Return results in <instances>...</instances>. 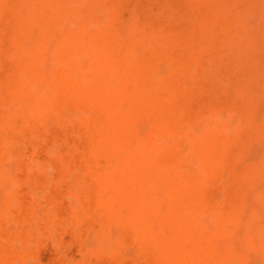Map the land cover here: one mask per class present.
Segmentation results:
<instances>
[{"label":"rangeland","instance_id":"1","mask_svg":"<svg viewBox=\"0 0 264 264\" xmlns=\"http://www.w3.org/2000/svg\"><path fill=\"white\" fill-rule=\"evenodd\" d=\"M0 1L9 6L15 0ZM16 1V10H18L22 4L20 1L25 0ZM30 1L26 2L27 5L23 3L22 7L26 5L27 7H24L27 10L28 8L32 10L30 8L34 6L36 13L30 11L31 16L26 17L25 15L29 14L28 10L19 17L16 12L18 22L15 19L8 25V28L10 27L8 31L15 37H13L15 45L7 52L3 51L4 54L6 53L4 56L3 52H0L2 63L4 57L9 54H12L10 59H17L15 69L8 73L11 76L2 77L4 64L0 70V115L7 120L12 118L13 120L9 122L16 123L21 129L29 125L32 130L31 135L37 136L36 139L31 136L32 142L38 143V147L34 146L36 147L34 149L37 151L39 147H43L47 149L46 155L51 153V151L48 153L50 145L52 149L55 147L58 150L60 145L56 142H61V147L65 143L56 136L50 138L48 135L45 138L46 143L43 142V138H39L35 127V117L38 115L44 121L46 128L48 123H51L49 127L52 129H62L63 126V129L71 128L67 131L70 137L72 135L70 132L73 131L72 123L75 124L74 122H79L81 119L84 121L80 123L86 126L90 122L95 123L92 146L89 152L83 154V158L94 173L104 176L106 185L100 188L93 181L95 185L91 188L92 182L89 183L91 189L87 186L86 189L89 190L85 191L90 193L96 191L101 201L108 202L113 211L123 209L124 213L128 212L124 215L120 211L126 218L132 214L128 206L132 202L138 204L136 217L153 207L151 229L160 243L164 245L169 243L173 248L167 254L168 262L165 264H193V262L194 264H225L226 261V264H234V260L229 257L231 255L232 258L235 255L236 263L239 261L240 264H264V0H74V3L72 0H38L39 2L36 0L38 4L35 0ZM64 1L68 5H64ZM60 9L67 14L60 13ZM36 15L38 21L35 19ZM62 15L68 17L63 16V18ZM86 16H89V19ZM25 18H28L29 25L25 20L23 25ZM32 20L37 22L34 23V27L31 24ZM82 23L84 28L87 25V30L81 29L82 26L78 28ZM51 26H55V29ZM31 27L35 28L34 33ZM48 27L53 30L50 35L46 33L52 31ZM43 29L45 30L42 33ZM29 30L31 34L33 33L32 36ZM31 37L33 40H30ZM59 37L60 39H57ZM48 38L52 40L51 43L55 40L56 43L53 45L57 48H53L51 43L52 49L47 46ZM27 39L29 41L25 42ZM46 46L51 51L47 52ZM66 48L70 51L64 53ZM19 50L20 54H18ZM52 50L55 52L53 53ZM17 54L20 55L21 60ZM46 54H50L51 62ZM77 55L81 57L78 58ZM56 56L59 58L57 59ZM61 56L76 58L70 61L73 60L77 65L76 72H81L87 67V70L81 72L83 75H80L87 81L83 79L80 82L75 81L77 75L75 72V74L70 73L68 64L64 66L68 68L65 69L69 73L66 72L62 78L56 77L54 71L57 69L54 68L58 66L59 61L61 62L63 58ZM94 59L97 61L94 62ZM42 62H45L46 66ZM61 65L60 67L63 66ZM90 70L92 73L87 72ZM91 78L92 81L99 80L97 83L101 87L95 84L90 89L94 84L88 81ZM12 81L13 83L10 84ZM83 82H86V87L83 86ZM1 83L10 94L2 89ZM104 83L107 87L110 85L112 87L109 90L113 97L110 93L111 99L106 98L109 102L103 97L105 90L108 89L107 87L104 89ZM39 85L40 87H37ZM38 88L42 92H38L40 91ZM3 90L5 92L2 93ZM48 90L51 95L47 94ZM87 90L93 91L87 92ZM108 93L109 91L105 96ZM69 96L71 100L68 99ZM40 98H47L41 106ZM51 104L53 112L63 110V113L58 114V120L57 116L55 118L53 112L49 111ZM11 106L13 110L9 109ZM83 110L85 114L86 110L87 114L91 113L87 117L84 115L86 120L81 114ZM69 111L76 113V120L72 123L74 117ZM61 118L64 121L66 119L65 123L68 122L66 128ZM48 119L51 120L46 123ZM4 133L15 144L17 138L7 132ZM4 133L3 139L7 147L10 146L8 149L19 152L21 146L19 148L10 145L11 140H8ZM86 133L91 134L88 126ZM73 134L72 137L83 138L81 135ZM55 137L57 139L53 142ZM86 137L88 134L84 136ZM18 141L21 142L19 139ZM57 144L59 147L56 146ZM24 146L28 157L22 158L20 155L21 158L32 159L28 146ZM122 150L124 151L121 152ZM53 152L52 156H48L50 159L58 153V151ZM35 157V162L32 161L31 164L35 168L44 166V170L40 167L39 172L42 171L46 176L52 172L53 167L48 163L50 159L45 162L44 159L47 160V157ZM11 159L12 157L9 160ZM36 159H41V162ZM1 165L4 167L3 163ZM47 165L52 167L49 172ZM13 168L11 170H14ZM81 169L82 172L75 173L76 179L73 177L74 173L71 175L72 180L70 177L69 180L68 176H59L60 180L55 181L58 178L55 169L52 172L54 175L47 177L51 184L56 185L66 194L67 186L72 185L74 190L77 186L80 187L82 181L79 180L80 184L77 182V175L81 178L83 168H79V171ZM30 185L34 187L31 182H28L26 187L35 198L31 202L30 211L38 206L41 209L40 201L37 199L46 188L35 186L31 187V190ZM4 187L8 188V186ZM5 190H0V193ZM47 191L48 189L46 193ZM47 194L43 195L46 197ZM67 194L65 197H68ZM86 194L89 197V192L84 195ZM4 196L0 194V198ZM69 196L70 199L65 198V202L68 204L74 202L80 206V202H75V197L79 198L78 193L75 192L74 197V194L72 196L69 192ZM76 207L73 205L72 209L75 210ZM78 209L77 212L81 216L82 209L81 211ZM36 211H32V215H35L34 218L37 220V213L40 211L38 210L37 213ZM43 211L41 214L44 216ZM93 215L92 218L96 222L102 223V220L100 222L96 219L99 215L102 219L101 212ZM247 218L249 221L254 218L252 221L254 223L250 221V224ZM244 219L248 221H245V225L254 224L248 225L252 227L249 231L243 224ZM110 225L111 233L116 235L118 232L113 231L116 230V225L113 226L114 229ZM239 225L242 227L238 228ZM243 225L246 227V229L244 227L246 233ZM236 229H242L247 237H243V233ZM95 233L96 231L94 232L96 236L98 232ZM92 234L93 232L90 238L93 240L89 238L88 241L93 242L86 245L88 247L96 245ZM234 234L236 235L233 236ZM240 236L243 237L242 241ZM229 238L230 241L227 240ZM106 243H110L107 238ZM125 243L124 247L122 245V251L125 252L123 256H127L122 257L124 262L130 260L132 264H138L135 247L129 242ZM219 247L226 253L220 252ZM221 258L224 261H219ZM139 259V264H142L141 260L144 259ZM144 262L148 264L146 260Z\"/></svg>","mask_w":264,"mask_h":264},{"label":"bare ground","instance_id":"2","mask_svg":"<svg viewBox=\"0 0 264 264\" xmlns=\"http://www.w3.org/2000/svg\"><path fill=\"white\" fill-rule=\"evenodd\" d=\"M20 1V0H19ZM27 1H30V0H25V1H20L22 4L23 3H26ZM66 1H69V0H66ZM74 0H72V2H73ZM31 2V1H30ZM37 2H39L38 0H37ZM36 2V0H35V3H37ZM20 3V4H21ZM53 3H54V1H53ZM74 3V2H73ZM22 4H21V6L19 7V11L21 12V13H19V11L18 10H16V7H17V1L15 0L13 3H10L9 4V6L7 5V4H5V3H3L2 1H0V52L2 51H4V52H7V50H11V48L15 45V41H14V36H13V34L10 32V31H8V29L10 28H8V25L11 23V22H13L15 19H16V12H17V14L18 15H20V14H26L25 12H28V10H29V8H28V10H27V3H26V5H23V7H22ZM30 3H28V5H29ZM38 4V3H37ZM37 4H36V6H37ZM44 4H46V3H44ZM51 4V3H50ZM63 4L64 5H68V3L66 2L65 3V1L63 2ZM52 5V4H51ZM95 5H96V3H95ZM24 6H26V7H24ZM102 6H103V4H102ZM45 7V6H44ZM67 7H69V6H67ZM26 8V10H24V9ZM56 8H58V5H57V7ZM60 8V7H59ZM70 8V7H69ZM82 8H84L83 6H82ZM98 8H100L99 6H98ZM30 9H32V10H29V14H26L25 16L27 17V16H31L30 15V11H32V13L34 14V12H35V9H34V6L33 7H31ZM34 9V10H33ZM48 9V8H47ZM55 9V8H54ZM61 9H64V8H62L61 7ZM59 10V12L60 13H66V12H64V11H62V10ZM97 9V8H96ZM38 10H39V6H38ZM72 10V9H71ZM75 9H73L72 11H74ZM25 11V12H24ZM45 11V10H44ZM51 11V10H50ZM89 11V10H88ZM94 11V10H93ZM24 12V13H23ZM39 12V11H38ZM46 12V11H45ZM52 12V11H51ZM86 12V11H85ZM90 12H92V11H90ZM94 12H96V11H94ZM36 13V12H35ZM67 14V13H66ZM70 15V13L68 14V16ZM72 15V14H71ZM75 15V14H74ZM87 15V14H86ZM96 15V14H95ZM37 16V15H36ZM41 17H42V15H40ZM68 17L67 15H62L61 17ZM19 17H21V15L19 16ZM63 17V18H64ZM70 17V16H69ZM87 18L89 17V16H86ZM104 17H105V15H104ZM103 17V18H104ZM18 18V17H17ZM36 18H38V16L37 17H35V19ZM44 18V17H43ZM42 18V19H43ZM28 18H25V19H23V21L25 20L26 21V23L29 25L30 24V22H28V20H27ZM71 19H73L72 20V22L74 21V18L72 17ZM70 18L68 19L67 18V20H71ZM81 19V18H80ZM84 19V18H83ZM89 19V18H88ZM21 20V19H20ZM29 20H31L30 19V17H29ZM37 21H38V19H36ZM55 20V19H54ZM15 21H17V19L15 20ZM25 21H24V23H23V25L25 24ZM33 21V20H32ZM42 21V20H41ZM44 21V20H43ZM92 21V20H91ZM102 21V20H101ZM106 21V20H105ZM18 22V21H17ZM47 22V21H46ZM49 22V21H48ZM51 22V21H50ZM104 22V21H103ZM34 23H37L36 21H33L31 24H32V27H34ZM42 23H44V22H42ZM27 24H26V26H27ZM56 24V23H55ZM61 24V23H60ZM68 24V23H67ZM71 24V23H70ZM83 24L84 23H82L80 26H78V28L80 29L81 28V26L83 27V28H81V29H85L86 27H87V25H86V27L84 28V26H83ZM39 25V24H38ZM44 25V24H43ZM50 25H51V23H50ZM53 25V24H52ZM56 25H59V24H56ZM69 25V24H68ZM71 26H72V24H71ZM91 26H93V25H91ZM97 27H98V25H96ZM31 27V31L33 30V33L36 31V30H34L33 28ZM36 27V26H35ZM52 27V26H51ZM51 27L49 28V29H51ZM55 26H53L52 28H54ZM73 27V26H72ZM89 27V26H88ZM102 27V26H101ZM47 28V29H48ZM143 28V27H142ZM12 29H14V28H12ZM37 29V28H36ZM39 29V28H38ZM55 29V28H54ZM66 29H67V27H66ZM88 28H86V30H87ZM92 29V28H91ZM15 30V29H14ZM13 30V31H14ZM45 29H43L42 30V33H43V31H44ZM52 30V29H51ZM75 30V29H74ZM12 31V30H11ZM12 31V32H13ZM15 31H17V29L15 30ZM14 31V32H15ZM30 30H29V33L31 32ZM72 31V30H71ZM46 32V31H45ZM50 32H53V30L52 31H48V32H46V33H48V35H50L49 33ZM32 33V34H33ZM85 33H87V32H85ZM32 34L30 33V35L32 36ZM52 34V33H51ZM56 34V33H55ZM63 34V33H62ZM159 34V33H158ZM53 35H54V33H53ZM232 35V34H231ZM33 36H35V34L33 35ZM57 36V35H56ZM14 37V38H13ZM63 37V36H62ZM33 37H31L30 38V40L32 39ZM52 38V37H51ZM55 38V37H54ZM35 39V38H34ZM49 39V38H48ZM57 39H60V37L59 38H57ZM86 39V38H85ZM33 40V39H32ZM22 41H24L23 39H22ZM29 40L27 39L25 42H28ZM47 41V40H46ZM49 41V42H48ZM47 41V43H48V47L50 46L51 47V49H52V46H53V48H57V46H54L53 45V43L55 44L56 42H54L55 40H53V43H51L52 42V40L50 41V39ZM30 43V42H29ZM28 43V44H29ZM32 43V42H31ZM50 43H51V45H50ZM63 44H64V40H63V42H62ZM88 43V42H87ZM27 44V43H26ZM33 44V43H32ZM70 45H72V44H70ZM74 45V44H73ZM156 45V44H155ZM26 46V45H25ZM47 46H46V48H47ZM81 46V45H80ZM31 48H32V46H30ZM59 47V46H58ZM61 47V46H60ZM30 48V49H31ZM62 48V47H61ZM116 48V47H115ZM51 49H48L47 48V52H49V51H51ZM83 49V48H82ZM92 49V48H91ZM159 49V48H158ZM67 50H69L70 51V49H64V53L67 51ZM74 50V49H73ZM85 50V49H84ZM21 51H23L22 49H21ZM28 51H29V49H28ZM77 51H79V50H77ZM1 52V53H2ZM4 52H3V56L6 54H4ZM18 52V51H17ZM16 52V53H17ZM46 52V53H47ZM52 52H53V50H52ZM51 52V53H52ZM54 52H55V50H54ZM53 52V53H54ZM62 52V53H63ZM85 52V51H84ZM21 52H20V50H19V52H18V54H20ZM61 53V52H60ZM61 53V54H62ZM17 54V56L18 57H20V55H18ZM68 54V53H67ZM73 54H75V53H73ZM72 54V55H73ZM78 54H79V52H78ZM10 55H12V54H9V56L7 55V56H5L4 57V61H3V63L1 62V60H0V62H1V64H0V70L2 69L1 67H2V64H4V66H3V70L1 71L2 72V77L3 78H7L8 77V75H10V74H8V73H10L11 72V70H13V69H15V67H16V64H17V59H10L9 57H11L12 58V56H10ZM46 55H48V54H46ZM50 55V54H49ZM49 55H48V57H49ZM51 56H53L52 54H51ZM78 56V55H77ZM0 57H2L1 56V54H0ZM6 57H7V59H6ZM61 57H63L62 59H61V62L59 61L58 62V66H54L53 65V67H55L54 69H57V70H53L55 73H54V75L56 76V77H61L62 78V76H64V74H66V72L67 73H69L66 69H68V68H66V66H64L65 64H68L70 67H69V69H70V73H76V75L77 76H75V81H77L78 80V82H80L81 81V79H83V80H85V81H87L86 79H84V78H81V76L83 75V74H81V72H83V71H85V69L87 70V67L85 68V69H83V71L81 70V72H76V69H77V65L73 62V60H72V62H70L71 61V59H74V57L72 56H70L71 58H66L65 56H61ZM81 57V56H80ZM79 56H78V58H80ZM46 58H47V56H46ZM56 58L58 59L59 57L58 56H56ZM49 59H50V57H49ZM76 59V58H75ZM74 59V60H75ZM20 60H21V57H20ZM35 60V59H34ZM46 60H48V59H46ZM51 60L52 59H50V62H51ZM79 60V59H78ZM41 61V60H40ZM43 61V60H42ZM95 61H97V59H94V62ZM35 62V61H34ZM68 62V63H67ZM78 62V61H77ZM79 62H80V60H79ZM42 63H44L45 64V62H42ZM41 63V64H42ZM59 63H62V65L61 64H59ZM99 63H101V61L99 62ZM48 64V63H47ZM55 65H57L56 63H54ZM89 64H90V61H89ZM20 65H22V63L20 64ZM50 65H52V64H50ZM60 65L62 66V67H60ZM99 65V64H98ZM107 65V64H106ZM41 66V65H40ZM43 66V65H42ZM41 66V67H42ZM44 66H46V64L44 65ZM49 65H47V67H48ZM104 66H105V64H104ZM41 67H40V69H41ZM53 67H52V69H53ZM58 67H60V68H58ZM45 68V67H44ZM43 68V69H44ZM50 68V67H49ZM48 68V69H49ZM66 68V69H65ZM76 68V69H75ZM82 68H84V67H82ZM47 69V68H46ZM89 69V68H88ZM101 71V70H100ZM99 71V72H100ZM105 71H107V69L105 70ZM50 71H47V73H49ZM87 72H89V73H92V70H90V71H87ZM87 72H84V73H87ZM94 72V71H93ZM46 73V72H45ZM74 73V74H75ZM39 74V73H38ZM101 74V73H100ZM108 74V73H107ZM21 75H23L22 73H21ZM50 75V74H49ZM48 75V76H49ZM81 75V76H80ZM119 75H120V72H119ZM11 76V75H10ZM28 76H30V75H28ZM32 76V75H31ZM47 76V77H48ZM106 76V75H105ZM108 76V75H107ZM27 77V76H26ZM39 77V76H38ZM49 77H53V76H49ZM77 77H79L78 79H77ZM96 77V79H97V76H95ZM60 78V79H61ZM88 78V77H87ZM10 79V78H9ZM22 79H24V80H26V78H22ZM110 79V78H109ZM112 79H114V78H112ZM112 79H110V80H112ZM103 80V82H104V79H102ZM102 80H100V82L102 81ZM115 80H116V78H115ZM31 81H32V79L30 80V83H31ZM90 83H93L94 82V84H90L89 83V86L91 85V88L90 89H92V86L94 85L95 86V84L97 85L98 84V86H100L101 87V85L99 84V83H97L98 81H95V79H94V81H92V78L91 79H89L88 80ZM92 81V82H91ZM96 82V83H95ZM11 83H13V81L12 82H10V84ZM27 83H29L28 81H27ZM84 83V82H83ZM83 83H82V85H83ZM110 83H111V81H110ZM3 86V88L2 89H4V84L3 83H1ZM86 84V82L84 83V87H86L87 85H85ZM102 84V83H101ZM108 84V83H107ZM8 85H9V83H8ZM113 85H115L114 83H113ZM12 86H14V85H12ZM54 86H56V85H54ZM37 87H40V85L39 86H37ZM97 87V86H96ZM105 87H107L106 86V83H104V89H105ZM115 87H116V85H115ZM161 87V86H160ZM33 88H34V86H33ZM42 88V87H41ZM56 87H54V89H55ZM94 88V87H93ZM99 88V87H98ZM97 88V89H98ZM108 89L107 90H105V94H107V91H109V93H108V95L107 96H105V94H104V96L103 97H105V101H107V102H109L108 100H106V98L108 99L109 98V100L111 99L110 98V93H111V85L109 86V87H107ZM37 89V88H36ZM39 90H40V88H38ZM110 89V90H109ZM4 90H6V89H4ZM1 91L2 93L3 92H5V91ZM113 90V89H112ZM38 91V90H37ZM89 90H87V92H88ZM90 91H93V90H90ZM89 91V92H90ZM96 91H98V90H96ZM131 91V90H130ZM6 92H8V90H6ZM12 92V91H11ZM38 92H42L41 90L40 91H38ZM25 93V92H24ZM50 93V90H48V92H47V94H49ZM116 93V92H115ZM8 94H10L9 92H8ZM66 94H67V92H66ZM3 96L5 95V94H2ZM28 95H29V93H28ZM27 95V96H28ZM30 95H32V94H30ZM39 95V94H38ZM50 95H51V93H50ZM113 94L111 93V97H113L112 96ZM55 96H56V94H55ZM34 97V96H33ZM48 97V96H47ZM71 96H69V98L68 99H70L71 100V98H70ZM103 97H101V99L103 98ZM23 98V97H22ZM58 98V97H57ZM67 98V97H66ZM96 98V97H95ZM119 98V97H118ZM32 99V98H31ZM47 99V98H46ZM46 99L44 98H40V100H39V104H40V106H41V104H43V103H45L46 102ZM35 100V99H34ZM65 100H67V99H65ZM112 100H113V98H112ZM49 102H50V98H49ZM53 102V101H52ZM124 103H126V101L124 102ZM14 104H16V103H14ZM22 104V103H21ZM66 104V103H65ZM45 105V104H44ZM91 105V104H90ZM1 106V105H0ZM3 106V105H2ZM45 106H47V105H45ZM65 106H67V105H65ZM53 108V106H52V104L50 105V108L49 109H51V110H49L50 112L52 111V108ZM123 107V106H122ZM27 108V107H26ZM69 108V107H68ZM9 109H12L13 110V108H12V106H11V108H9ZM75 109V108H74ZM38 110V109H37ZM37 110H36V112H37ZM81 110V109H80ZM26 111V110H25ZM58 111V110H57ZM66 111V110H65ZM68 111V110H67ZM46 112H47V110H46ZM53 112V111H52ZM62 113H63V110L61 111ZM61 112H53V116H55V118H56V116H57V120H58V114H60ZM69 112H71L72 113V115H73V119L71 120V123L73 122V121H75L76 120V113H73L72 111H69ZM86 112V114L84 113V110L81 112V114L83 115V117H84V115L87 117V116H89V115H91V113L90 114H87V110L85 111ZM47 114V113H46ZM52 114V113H51ZM54 114H56V115H54ZM112 114V113H111ZM118 114V113H117ZM62 115V114H61ZM60 115V116H61ZM40 115H38L37 117H35V124H36V130H37V134H38V136H39V138H43V142H45V138L46 137H48V135H50V138L51 137H54V136H56V137H58L59 139H61L62 140V142L64 141V143H65V145L63 144V146L61 147V142H56V143H58L59 145H60V149L58 148L59 147V145L57 144L56 146H58L57 148H58V150L57 149H55V147H54V149H52V147H51V145H50V150H48V153L51 151V153H49V155H53L52 154V152H53V150H54V152L53 153H55V152H57L58 151V153H56V156L54 155L51 159L48 157L49 155H46L45 153H46V150L42 147H39L38 148V150L36 151L34 148H36V147H34V146H37V144H35V143H33L32 142V139H31V136H32V138H34V139H36V137L37 136H33V135H31V128H30V126L29 125H27V126H25V127H22L23 129H21L18 125H16V123H10L13 119L11 118L10 120H7V119H5L2 115H0V190H5V189H7V190H5L4 192H2V193H0L1 195H3L4 196V194H5V192H6V197L4 196V198H0L1 200H0V264H132L131 262H130V260H128L129 262H124V260H123V258H125V257H127L126 255H124L123 256V254H125V252L123 253V251H122V245H123V247L126 245V243L125 242H129V243H131L134 247H135V249H136V257H137V261L136 262H138V264H139V261H140V259L139 258H142V259H144V261L146 260L147 261V263L148 264H165L166 262H168L167 261V254H169L172 250H173V248L171 247V244H167V245H164V244H162V243H160V240L154 235V233H153V231H152V229H151V226H150V224L152 223V219H153V207L152 208H150L148 211H145V212H143L142 213V215L141 216H139V217H136L135 215H136V213L137 212H135L136 211V206L138 205L137 203H135V202H132V203H130V204H128V206H129V208H130V210H131V212H132V214H130V216H128L127 218L124 216V215H126V214H128V212H125L124 213V210L122 209V210H120L122 213H124V215L120 212V211H118V210H112V208H111V206H110V204L108 205V202L106 203H104V202H102L101 201V199H100V196H99V194L96 192V191H93V192H91L90 193V191H85V190H87L86 189V187L88 186L89 187V183H91L92 182V184L90 185V187L92 186V185H95V184H93L94 182H96L97 184H98V186L100 187V188H102V187H104L105 185H106V182H105V178H104V176H100L98 173H94L91 169H90V166L88 165V163H86L85 162V160H84V155L83 154H85V153H87V152H89V150H90V148H91V146H92V141H93V139H92V134H93V132H94V130H95V123H86L87 124V126L88 127H90V130H91V134H89V133H86V131H87V126L86 125H84V124H82V123H80L81 121H84L83 119H79L78 117V119L80 120L79 122L78 121H76V122H74L75 124H71V126L73 127V131H71L70 132V134H72L73 136H74V134L73 133H75V136L76 135H81L83 138L81 139V137H80V140L78 139L79 137H72V135H71V137L70 136H68V130H70L71 128V126H70V124H68V126H69V128L70 129H68V128H66L67 127V123L68 122H66L65 123V121H66V119H65V121H64V119L63 118H61L62 119V123L64 122V125H65V128L66 129H63V124H62V129L61 128H54V129H52V128H50L49 126H51V123L49 124L48 123V121H50L49 119L46 121V123H48V125H47V128H46V125H45V123H44V121L42 120V118L40 119V117H39ZM41 117H42V113H41ZM62 117H63V115H62ZM86 117H84V119L86 120ZM71 119V118H70ZM89 119V118H88ZM87 119V120H88ZM10 121V122H9ZM32 121H34V120H32ZM56 124H58L57 122H55ZM22 124L24 125V123L22 122ZM54 124V122H53V120H52V125ZM139 124H140V121H139ZM59 125V124H58ZM57 125V126H58ZM55 125H53V127H54ZM61 126V125H60ZM137 126V125H136ZM48 127H49V129H51L50 130V132H49V130H48ZM48 130V131H47ZM4 132H7L8 134H10L12 137H14L15 139L17 138V140L19 139L21 142H22V144H21V142H17V140L15 141V144H14V141L12 140V139H10L9 138V136L6 134V133H4ZM49 132V133H48ZM117 132V131H116ZM119 132V131H118ZM117 132V133H118ZM263 132V131H262ZM261 132V133H262ZM3 133H4V135H5V137L8 139V140H11V144L10 145H12V146H17V147H19L20 148V146H21V148H20V151L18 152L17 150H13V151H11L10 149H8V147H10V146H8L7 147V144H6V142L4 141V139H3ZM115 133V132H114ZM116 133V134H117ZM147 133H148V131H147ZM86 134H88V137H86V138H84V136H86ZM149 135V134H148ZM54 138L53 139V142L54 141H56V139L57 138ZM150 137V136H149ZM134 139V138H133ZM145 139H147V138H145ZM153 139V138H152ZM147 140H149V139H147ZM38 141V140H37ZM12 142H13V144H12ZM16 142H17V144H16ZM52 142V143H53ZM163 142V141H162ZM46 143V142H45ZM44 144V143H43ZM24 145H27L28 146V150H29V154H30V156H33V158L32 159H22L23 157L25 158L26 156L28 157V154L26 155V153H25V151H26V147L24 146ZM45 145V144H44ZM68 145V146H67ZM24 146V147H23ZM42 146V145H41ZM38 147V146H37ZM101 147V146H100ZM102 147H103V145H102ZM101 147V148H102ZM14 149V148H13ZM49 149V148H48ZM132 149V148H131ZM151 149V148H150ZM10 151H11V153H10ZM124 150H122L121 152H123ZM98 152V151H97ZM22 153H23V155H22ZM22 156V158H21V156ZM25 155V156H24ZM37 156V157H40V158H42V157H47L48 159L46 160V159H44L45 160V162H47L49 159L51 160V162H49L48 161V163H50L51 164V166L53 167H51L50 165H47L48 166V168L50 167V169H48L47 168V166H46V168H47V172H49V170L51 171V168H52V172H53V169H55V172H56V175L58 176V178H59V176H64V177H67L68 176V178L70 177L71 178V180H72V177H71V175H73V173H74V175H73V177H74V179H76L75 178V173H78V172H82V169H81V171H79V168H83V173L82 174H80V176H81V178H82V180H81V178L77 175V178H78V183L80 184V182L82 181V183L79 185L80 187H76L75 188V190L73 189V187H72V185H70L69 187L67 186V189L65 190V192H66V194H67V192H68V197L66 196L65 197V193H63V192H61L60 191V189L58 188V187H56V185H54V184H51L50 183V181H49V179H48V177L47 176H51L52 175V172H49V173H51L50 175H49V173H48V175L46 176V174L44 173L43 174V172L41 171V172H39V170H41V168L44 170V166H38V168H35L32 164H31V162L32 161H34V159L36 158L35 156ZM190 155H192L191 153H190ZM190 155H188V156H190ZM9 156H11L12 157V159L11 160H9L8 159V157ZM107 156H109V155H107ZM118 156V155H117ZM135 156V155H134ZM148 156V155H147ZM146 156V157H147ZM114 157V156H113ZM132 157V156H131ZM194 157H195V155H194ZM110 158V157H109ZM6 159H8V161H6ZM16 160V164H15V160ZM114 159H116V158H114ZM127 159V158H126ZM126 159H125V161H126ZM37 161H40V160H38V159H36ZM113 160V159H112ZM128 161L127 162H129V159H127ZM5 161H6V163H5ZM8 162H11V164L10 163H8ZM35 162V161H34ZM33 162V163H34ZM41 162V161H40ZM3 163V165H4V167L1 165ZM37 163V162H36ZM113 163H114V160H113ZM130 163V162H129ZM7 164V165H6ZM14 164V166H12ZM119 164H120V162H119ZM16 165V166H15ZM37 165H40L39 163H37ZM41 165H44V164H41ZM188 165V164H187ZM2 166V167H1ZM6 166H8V168H6ZM14 169V170H11L12 168ZM108 167V166H107ZM46 168H45V170H46ZM3 169H4V171H3ZM5 169H7L8 170V172H7V170H5ZM16 169V170H15ZM114 169V168H113ZM2 170V171H1ZM11 170V171H10ZM115 170V169H114ZM129 170V169H128ZM16 173H15V172ZM77 171V172H76ZM14 173V174H12V173ZM3 173V174H2ZM119 173V172H118ZM117 173V174H118ZM10 174H12V175H14V176H12V175H10ZM70 174V175H69ZM116 174V175H117ZM53 175H54V173H53ZM52 175V176H53ZM119 175H120V173H119ZM17 176V177H16ZM51 176V177H52ZM57 176H56V178H57ZM14 179H13V178ZM51 177H49V178H51ZM56 179L55 181H57V180H60V178L59 179ZM63 178V177H62ZM70 178H69V180H70ZM119 178V177H118ZM66 179V178H65ZM64 179V180H65ZM74 179H73V181H74ZM244 179V178H243ZM5 180H7V182H4ZM68 179H67V181H69ZM79 180H80V182H79ZM94 181V182H93ZM114 181H115V179H114ZM114 181H112V182H114ZM175 181H176V179H175ZM28 182H31V184H33L34 185V187L35 186H43V187H45L46 188V190L48 189V191H47V193H49V191H50V193L49 194H47L46 193V190L45 189H41L44 193H41L42 195L43 194H47L46 195V197H45V195H41L37 200H39L40 201V204H41V209H44V211L43 210H41V209H39L38 207V209L37 208H35V209H33L32 211H36V209H37V211L39 210H41L39 213H37V211H36V213H37V220L35 219L36 217H35V215H32V211H30V205H31V202H33L34 200H35V198H34V195L27 189V187H26V185H27V183ZM60 182H62V181H60ZM74 182H76V181H74ZM10 183V184H9ZM68 183H70V181L68 182ZM158 183V182H157ZM8 184V185H7ZM71 184H72V182H71ZM74 184V183H73ZM76 184V183H75ZM74 184V185H75ZM29 185V184H28ZM62 185L63 184H61L60 186L62 187ZM76 185H78V184H76ZM131 185V184H130ZM4 186H8V188H6V187H4ZM2 187H4V188H2ZM31 187H33V186H31L30 185V188ZM33 187V188H34ZM64 187V186H63ZM72 187V188H71ZM89 187V189H91ZM94 187H96V186H94ZM98 187V188H99ZM111 187V186H110ZM109 187V188H110ZM72 190H70V189ZM88 189V190H89ZM31 190H32V188H31ZM34 191V190H33ZM41 191V192H42ZM74 191V192H73ZM84 191H85V193H88L89 192V197L87 196V194H86V196L84 195L85 193H84ZM108 191H109V189H108ZM35 192V191H34ZM69 192H71L72 193V196H73V194H74V197H75V192L76 193H78V195H79V198H80V201H79V198L76 196L75 198H76V201L75 202H80V206L77 204H75L74 202H72V203H70V204H72V206L74 205V207H76L77 209H78V211L80 210L81 211V209H82V211H81V216H79V212H77V209H72V206H70V204H68L67 202H65V198H69L70 199V197L71 196H69ZM105 194V193H104ZM126 194V193H125ZM44 197V198H43ZM104 197V196H103ZM118 197V196H117ZM4 201V203H3V201ZM128 199H126V201H127ZM137 200V199H136ZM166 200H167V197H166ZM165 200V202H166V205H167V201ZM125 201V202H126ZM38 204V203H37ZM116 204H118V203H116ZM115 204V205H116ZM165 204V203H164ZM114 205V206H115ZM42 206H45L44 208L42 207ZM79 206V207H78ZM120 207H121V202H120ZM119 206H118V208L119 209H121ZM118 208H116V209H118ZM122 208H124L123 206H122ZM249 208V207H248ZM124 209H126V207L124 208ZM164 209V208H163ZM252 209V208H251ZM83 210H84V212H83ZM256 210V209H255ZM43 211V214H44V216L41 214V212ZM127 211V210H126ZM249 211H251L250 209H249ZM248 211V212H249ZM254 211V210H253ZM257 211V210H256ZM77 212V213H76ZM96 212H101L102 213V219H101V217H100V215H99V218H97L96 217V219L99 221L100 220V222H101V220H102V223H98V222H96L93 218H92V215H93V213H96ZM246 212V211H245ZM252 212V211H251ZM36 213H34V214H36ZM83 213V214H82ZM208 214H209V212H207ZM252 213H254V212H252ZM212 214H214V213H212ZM244 214V213H243ZM249 215H250V213H248ZM248 214H246L247 215V217H249L248 216ZM255 214V213H254ZM257 214V213H256ZM42 215V216H41ZM258 215V214H257ZM41 216V217H40ZM94 216V215H93ZM97 216H98V214H97ZM251 216V215H250ZM35 217V218H34ZM95 217V216H94ZM204 217H205V215H204ZM208 217V216H207ZM252 217V216H251ZM243 218H246V217H243ZM209 219V218H208ZM242 219V218H241ZM248 219V218H247ZM247 219L245 220L244 219V221H243V224L244 223H246L245 221H247ZM252 219V218H251ZM254 219V218H253ZM253 219L252 220H250L251 221V223H254V222H252L253 221ZM201 220H203V217L201 218ZM243 220V219H242ZM248 221H249V219H248ZM247 221V222H248ZM250 221H249V223H250ZM250 223V224H251ZM110 224H112L113 226L114 225H116V230H113L114 232L116 231V232H118V233H116V235H114V233L112 234L111 232H112V228H110L109 227V225ZM237 224V223H236ZM241 224V223H240ZM157 225V224H156ZM162 225V224H161ZM242 225V224H241ZM241 225H239V227L238 228H240V227H242ZM245 225V224H244ZM243 225V230H244V227L246 226V227H248V225H245L244 226ZM254 224H252V225H249V226H253ZM103 226H104V228H103ZM111 226V225H110ZM113 226H111V227H113ZM218 227V226H217ZM229 227H230V225H229ZM246 227H245V229H246ZM115 227H113V229H114ZM156 228V227H155ZM220 228V227H219ZM252 228V227H251ZM250 227H248L247 229H248V231H249V229H251ZM254 228V227H253ZM105 229V230H104ZM107 230V231H106ZM236 230H238V232L239 231H241L242 229H236ZM235 230V231H236ZM96 231V236L94 235V232ZM106 231V232H105ZM245 231V230H244ZM244 231H241L243 234H242V236L243 237H245L246 235L244 234ZM93 232V234H92V236H93V238L95 239V242H96V245L95 246H93V245H91V246H93V247H88V246H86V245H88V244H91V242H93V241H88V240H90L91 238V233ZM167 232V231H166ZM204 233V232H203ZM234 233V232H233ZM245 233H246V231H245ZM111 234L112 235H114L113 237L111 236ZM162 235V234H161ZM160 235V236H161ZM236 234H234L233 236H235ZM241 237V236H240ZM243 237H241L240 239H241V241L243 240ZM247 237V236H246ZM90 238V239H89ZM106 238L110 241V243L108 244V243H106V244H108V246L105 244V242H106ZM230 239L231 238H229V239H227V240H229L230 241ZM235 239H236V237H235ZM91 240H93V239H91ZM125 241V242H124ZM233 241H234V239H233ZM89 242V243H88ZM94 242V243H95ZM104 242V243H103ZM108 242V241H107ZM102 243V244H101ZM114 243V244H113ZM124 243H125V245H124ZM232 243V242H231ZM231 243H228L229 245L231 244ZM242 243H244V241L242 242ZM248 243V242H247ZM247 243H246V247H247ZM93 244V243H92ZM257 245V244H256ZM254 246H255V244H254ZM258 246V245H257ZM127 248H128V246H126ZM245 247V246H244ZM91 248V249H90ZM129 248H130V246H129ZM217 248V247H216ZM220 248V247H219ZM248 248V247H247ZM259 248V247H258ZM261 248V247H260ZM131 249H133V248H131ZM135 249L133 250V251H135ZM222 249L223 248H220V252H224V253H226L224 250L222 251ZM225 249V248H224ZM227 249V248H226ZM230 249H232V248H230ZM126 250V249H125ZM262 250V249H261ZM127 251V250H126ZM233 251V250H232ZM244 252V251H243ZM264 252V251H263ZM133 253L134 252H132V255H133ZM242 253V252H241ZM129 254V253H128ZM234 254V253H233ZM129 256V255H128ZM130 256H131V254H130ZM221 256H223V255H221ZM234 256V258H235V255H233ZM123 257V258H122ZM132 257V256H131ZM230 258H231V260L233 259L234 260V264H240L239 263V261H238V263H236V261H235V259L234 258H232V255L231 256H229ZM228 257V258H229ZM215 258V257H214ZM238 258V257H237ZM208 259V258H207ZM211 259V258H210ZM216 259H218V258H216ZM222 259V258H221ZM219 260V261H224L223 259L222 260ZM139 260V261H138ZM201 260V259H200ZM214 260V259H213ZM230 260V259H229ZM144 264H146L143 260H141ZM226 261V260H225ZM227 262V261H226ZM226 262H225V264H226ZM142 263V264H143ZM195 262H193V264H194ZM211 263H212V261H211ZM232 264V263H231Z\"/></svg>","mask_w":264,"mask_h":264}]
</instances>
